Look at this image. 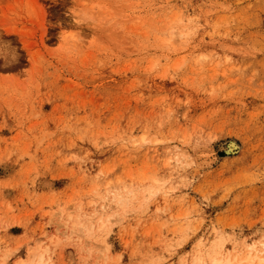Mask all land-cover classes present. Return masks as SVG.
<instances>
[{
    "label": "rangeland",
    "instance_id": "374dc122",
    "mask_svg": "<svg viewBox=\"0 0 264 264\" xmlns=\"http://www.w3.org/2000/svg\"><path fill=\"white\" fill-rule=\"evenodd\" d=\"M252 243L264 0H0V264H238Z\"/></svg>",
    "mask_w": 264,
    "mask_h": 264
},
{
    "label": "bare ground",
    "instance_id": "6f19581e",
    "mask_svg": "<svg viewBox=\"0 0 264 264\" xmlns=\"http://www.w3.org/2000/svg\"><path fill=\"white\" fill-rule=\"evenodd\" d=\"M248 247H249L250 252L253 251V250H257L259 253H261V250H264V243H262V248L261 249H259V247L257 246L256 243L249 244ZM250 252H249V254L247 255L246 258L244 257V259H242L241 257H239L240 260L236 259L238 261V264H252V263H255L254 260H255V257L257 258V256H256L257 253L255 255L251 256ZM40 258H43V256H41ZM258 259H259V261H258ZM233 260L234 259H231L230 257H227V258L214 257L212 259V264H232ZM237 261H234V262H237ZM256 261H257L256 264H264V255L263 256H261V255L259 256L258 255V258H257ZM2 264H4V261L2 262ZM37 264H45V263L42 262V261L41 262L39 261V263H37Z\"/></svg>",
    "mask_w": 264,
    "mask_h": 264
}]
</instances>
